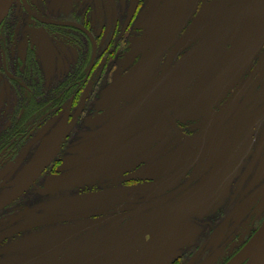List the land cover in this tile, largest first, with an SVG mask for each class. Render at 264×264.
<instances>
[{
  "label": "flooded vegetation",
  "instance_id": "obj_1",
  "mask_svg": "<svg viewBox=\"0 0 264 264\" xmlns=\"http://www.w3.org/2000/svg\"><path fill=\"white\" fill-rule=\"evenodd\" d=\"M19 2L0 26V264L97 261L143 218L195 229L165 236L169 264H228L264 223V0ZM133 239L124 258H145L153 234Z\"/></svg>",
  "mask_w": 264,
  "mask_h": 264
},
{
  "label": "rangeland",
  "instance_id": "obj_2",
  "mask_svg": "<svg viewBox=\"0 0 264 264\" xmlns=\"http://www.w3.org/2000/svg\"><path fill=\"white\" fill-rule=\"evenodd\" d=\"M64 1L67 0H48V9L47 13L54 14V15H65L68 13V10L63 11V8L61 6L67 5L64 3ZM20 6L19 0H14L11 8L14 12H19L18 7ZM10 8V9H11ZM10 11V10H9ZM5 21V19L3 20ZM4 22L1 23L0 26L3 25ZM27 167L24 168V171L22 172V178L26 177L29 171V165H26ZM27 185L25 181L23 184H21V187H24ZM16 186L14 187V191L16 190ZM49 187V186H48ZM51 187H53L51 185ZM143 221H134L132 223L133 229L129 230L128 232H117L111 235L108 239L112 243V248H109L108 245H106L104 242L98 246L97 254L100 258V260L97 261H83L84 264H169L168 260L165 259V249L167 247L172 248V244H169L167 240L165 239V236L174 233V235L171 237V240L175 242L185 240L190 241L192 239V236L195 233V229H189L186 227L181 228H175L170 229L171 231H164V229L160 225H165L163 222L159 220H155L153 222H146L147 220L143 218ZM198 231L197 233H199ZM144 233H152L153 234V245L151 246V249L148 253V255L145 258L140 259H133V260H127L124 258L128 251V248L131 250L134 249V237L138 235L139 237L141 234ZM46 237H44V240ZM128 241V244H127ZM145 240L143 241L144 244ZM83 262L79 261L78 258L74 259L73 262H69L70 264H83Z\"/></svg>",
  "mask_w": 264,
  "mask_h": 264
},
{
  "label": "water",
  "instance_id": "obj_3",
  "mask_svg": "<svg viewBox=\"0 0 264 264\" xmlns=\"http://www.w3.org/2000/svg\"><path fill=\"white\" fill-rule=\"evenodd\" d=\"M13 2L14 0H0V25L3 22V20L6 18V16L8 15ZM140 71L141 69L135 72L133 71L134 72L133 74L139 73ZM130 76H132V74H130ZM228 160H230L229 156L225 158V161H228ZM263 244H264V223L259 228V230L255 233L252 239L243 247V249L228 264H246L251 259V257L254 255V253ZM34 258L36 259L37 257H34ZM32 261H34V259H28L19 264H29Z\"/></svg>",
  "mask_w": 264,
  "mask_h": 264
},
{
  "label": "bare ground",
  "instance_id": "obj_4",
  "mask_svg": "<svg viewBox=\"0 0 264 264\" xmlns=\"http://www.w3.org/2000/svg\"><path fill=\"white\" fill-rule=\"evenodd\" d=\"M247 264H264V244L254 253Z\"/></svg>",
  "mask_w": 264,
  "mask_h": 264
}]
</instances>
